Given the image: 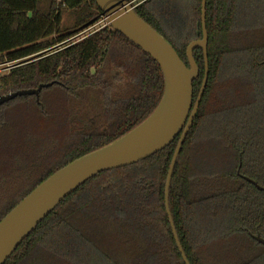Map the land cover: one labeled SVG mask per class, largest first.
<instances>
[{"label": "trees", "instance_id": "obj_1", "mask_svg": "<svg viewBox=\"0 0 264 264\" xmlns=\"http://www.w3.org/2000/svg\"><path fill=\"white\" fill-rule=\"evenodd\" d=\"M39 1L0 0V64L32 57L0 78V97L53 83L39 101L0 106V222L54 173L143 123L165 89L158 63L111 25L71 41L102 20L95 0H49L46 15ZM64 9L80 10L72 31ZM135 12L189 67L202 0H147ZM206 30L209 77L173 172L170 214L189 264H264L254 238L264 239V191L245 179L264 187V0H207ZM194 59L193 106L202 48ZM180 137L86 182L5 264H185L165 204Z\"/></svg>", "mask_w": 264, "mask_h": 264}, {"label": "water", "instance_id": "obj_2", "mask_svg": "<svg viewBox=\"0 0 264 264\" xmlns=\"http://www.w3.org/2000/svg\"><path fill=\"white\" fill-rule=\"evenodd\" d=\"M147 0H95L103 12L105 25L120 32L133 44L150 55L159 65L164 76L165 89L156 110L139 126L119 140L87 154L60 169L35 188L0 222V264H5L23 241L66 198L86 182L102 172L123 168L143 161L168 147L180 134L165 187V204L179 252L185 264H189L179 241L170 214L169 194L173 172L202 101L209 77L208 34L206 30V3L202 0L203 38L192 42L187 49L189 67L181 60L173 46L135 12ZM202 48L205 59V77L193 106L194 81L200 69L194 59V50ZM53 83L41 84L37 89L21 90L0 97V106L17 97L36 96L39 101L42 89ZM259 191L264 187L245 178ZM264 245V239L254 237Z\"/></svg>", "mask_w": 264, "mask_h": 264}, {"label": "rangeland", "instance_id": "obj_3", "mask_svg": "<svg viewBox=\"0 0 264 264\" xmlns=\"http://www.w3.org/2000/svg\"><path fill=\"white\" fill-rule=\"evenodd\" d=\"M49 9V0H41L38 3V11L44 15L47 14ZM91 10V8H88ZM84 10H87V5L84 6ZM80 14V10H70V9H64L63 10V20H62V28L65 32L72 31L74 28V25L77 21V18ZM106 27L105 22L102 20H99L98 23L91 28L87 29L86 31L80 33L79 35L73 37L71 39L72 42H78L85 38L86 35H90L94 32L100 31Z\"/></svg>", "mask_w": 264, "mask_h": 264}, {"label": "built area", "instance_id": "obj_4", "mask_svg": "<svg viewBox=\"0 0 264 264\" xmlns=\"http://www.w3.org/2000/svg\"><path fill=\"white\" fill-rule=\"evenodd\" d=\"M30 59H32V57L23 60L25 62H23L22 60H19V61L5 62V63L0 64V78L10 73L12 69H15L25 63H28L29 61H31Z\"/></svg>", "mask_w": 264, "mask_h": 264}]
</instances>
